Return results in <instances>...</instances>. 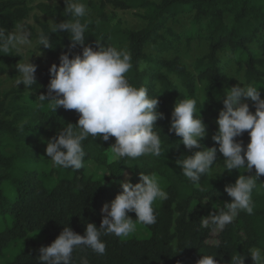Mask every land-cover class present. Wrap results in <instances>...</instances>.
Returning <instances> with one entry per match:
<instances>
[{"label": "trees", "instance_id": "16d2710c", "mask_svg": "<svg viewBox=\"0 0 264 264\" xmlns=\"http://www.w3.org/2000/svg\"><path fill=\"white\" fill-rule=\"evenodd\" d=\"M32 1L0 0V26L14 33L16 26L33 9L62 22L72 19L64 11V2L50 5L44 2L32 4ZM81 2L91 12L84 18L91 21L85 33V44L98 49L96 41H101L103 46L127 50L133 65L126 74L129 83L147 88L149 96H157V110L163 113V118L155 122L154 131L160 136L163 154L110 161L107 151L115 138L105 142L99 137L95 140L89 137L83 142L84 163L92 161L104 168L106 176L103 179L87 175L84 167L77 171L52 165L45 152L46 142L68 123L75 125L79 114L63 107L53 111L49 103L40 102L38 96L47 94L49 68L53 63L59 64L60 55L69 51L78 54L82 48L77 45L70 49L71 41L66 32L52 34L51 25L40 23V32L50 34L54 48L45 49L41 45L37 49L50 58V63L39 70L36 84L27 91L0 92V258L20 242V249L5 264H38L40 247L49 246L64 227L69 226L80 235L84 234L87 223H94L99 228L103 205L122 191L121 177L128 172L131 183L136 184L142 172L155 173L161 188L168 194L166 200H158L153 205L157 222L150 226L140 224L149 236L144 239L102 236L106 243L104 255L88 248L76 249L73 264H81V257L86 258L88 264H197L202 255H215L218 264H230L231 256L238 253L245 255V264H252L247 255L249 248L264 249V188L259 187L264 182V175L257 181L258 189L252 193L253 215L240 212L223 230L202 228V218L215 211L218 213L225 203L231 202L224 188L234 184L243 170L241 173L233 170L225 177L220 174L202 176L199 188L188 181L176 160L192 153L180 143V137L169 132L172 112L165 98L175 102L195 99L197 111L201 108L206 115L200 114L210 135L201 143L207 148H218L212 136L218 130L216 121L223 109L225 86L237 85L224 73L218 55L226 52L237 69L243 71L246 84L257 87L264 97V0ZM114 10L138 12L143 27L136 30L125 27ZM183 14L191 15L187 43L197 33V37L208 45L207 52L195 61L194 72L189 71L178 57L159 56L173 49V41L178 40V36L167 28L168 20ZM164 32L172 39H166ZM146 45H153L156 54L146 55ZM22 58L21 54L13 52L0 54V72L5 66H15ZM198 84L202 85V99L197 97ZM236 140L246 146L250 142L248 132ZM219 157L217 152L212 170L224 168ZM243 174L254 175L255 172L253 169L251 173ZM129 216L134 220L137 218L135 213H129Z\"/></svg>", "mask_w": 264, "mask_h": 264}, {"label": "clouds", "instance_id": "9594fccd", "mask_svg": "<svg viewBox=\"0 0 264 264\" xmlns=\"http://www.w3.org/2000/svg\"><path fill=\"white\" fill-rule=\"evenodd\" d=\"M64 3V11L72 19L60 23L53 21L50 33L66 32L71 41L70 49L79 45L82 51L60 55L59 64L53 63L49 68L47 94L39 95L38 99L42 103L48 102L53 111L60 107L75 110L79 118L75 125L68 123L46 142L45 152L52 165L77 171L82 169L86 155L83 142L89 137L93 140L99 137L105 142L114 137L115 143L109 148L115 160L161 156L162 142L154 128L163 113L157 110V96H149L147 88H138L126 78L133 67L131 54L125 49L103 46L101 41H96L98 49L86 45L85 33L91 23L84 19L90 16L87 5L81 0H64ZM31 36V31L22 24L16 26L15 33L0 26V54L19 53L23 47H30ZM37 43L38 47L54 48L48 33L40 32ZM15 67L18 70L16 86L23 84L25 89H30L36 84L37 65L30 59L19 61ZM240 82L243 87L232 86L224 93L223 109L216 121L218 130L212 136L218 148H207L201 143L207 132L200 115L201 108L197 115L195 99L177 100L171 114L169 132L180 137V143L192 153L184 159H177L176 164L194 186L199 188L201 177L212 172L217 152L225 158L223 172L237 170L241 173L243 170V173H251L253 169L255 172L254 175L242 173L234 184L225 186L224 191L231 197V202L224 204L227 211L221 208L218 213L215 211L202 218L201 227L205 229L223 230L240 212L253 215L252 193L258 189L257 181L264 175V99L257 87ZM248 99L253 102L254 113L246 102ZM246 131L250 142L244 146L236 138ZM120 187L122 191L103 205L99 228L94 223H87L84 234L80 235L71 227H64L49 246L40 247L38 264H73V252L82 248L104 255L106 243L102 236L114 235L124 239L136 230V222L154 225L157 216L153 205L168 198L157 175L140 172L136 184L126 176ZM259 187L264 188V182ZM129 213H135L137 218L132 219ZM247 255L253 264H264V249L249 248ZM214 257L202 255L197 264H218ZM81 264H88V260L81 257ZM230 264H245V255H232Z\"/></svg>", "mask_w": 264, "mask_h": 264}, {"label": "rangeland", "instance_id": "374dc122", "mask_svg": "<svg viewBox=\"0 0 264 264\" xmlns=\"http://www.w3.org/2000/svg\"><path fill=\"white\" fill-rule=\"evenodd\" d=\"M95 1V0H92ZM39 2H44L50 5L58 4L60 2H64V0H33L32 4H37ZM109 11H112V9L109 7ZM114 14L122 21L123 25L129 29L136 30L143 27L144 23L143 21L138 17V12L136 11H119L114 10ZM91 15V12H90ZM191 15L190 14H183L176 16L175 20H168L166 26L169 30H171L175 36H178V40L173 41V49H171L169 52H166L161 56L162 58H173L178 57V59L181 61L182 64L186 66V68L191 71H193L195 61L203 56L207 52V42L203 39H200L197 37V33L194 35V38L190 40L189 43H187L186 34L190 32L191 29ZM54 22H62L55 18H49L44 15H42L37 9H33L28 17L21 21L19 24H22L25 26L26 29L30 30L32 33L31 40L32 45L30 47L26 46L21 49L19 53L13 51L14 54H21L23 56L21 62H26L28 59H30V62L37 65V70L35 73V77H37V74L39 70L45 66H47L50 63V58L40 52L38 47V36L40 33V23H47L48 25H51ZM16 32V28L14 29V33ZM164 37L168 40H171L170 36L164 32ZM144 52L146 55L153 56L156 54L155 47L153 45H146ZM221 59V64L223 65V71L226 74L227 77L232 78L235 83L241 87H243V84L240 82L246 84L244 77H243V71L238 70L237 66L231 61L229 58V55H227L226 52H221L218 55ZM18 74V70L15 66H5L4 70L0 72V92H6L11 89L19 90L21 92L27 91L28 89H25V86L23 84H20L16 86V78ZM202 85H197V97L199 99H202L203 92L201 90ZM226 89H228L227 86H225ZM264 99V97H261ZM166 105L170 112L173 111L174 106L176 102L172 100L171 98L166 97L165 98ZM249 104L250 111L254 113L255 108L253 106V102L248 99L247 100ZM199 113V110L197 111ZM200 114L202 116H205L204 111L200 110ZM8 118V117H7ZM204 138H210L209 133L206 134ZM108 159L114 160L112 157L111 149L107 151ZM225 158L222 154H220L219 161L224 162ZM84 169L85 173L87 175H91L92 177L96 179H103L106 176V171L104 168L97 166L92 161H87L84 163ZM224 168L216 167L212 170L210 173L211 175L220 174L223 177L227 176L228 171L225 170L223 172ZM129 177L130 174L126 172L122 177L120 181H124L125 178ZM105 183H109L107 180H104ZM149 236V232L143 228L139 223H136V230L131 233L127 238H135V239H144ZM22 246L20 242L15 243L12 248L8 251L7 255L4 258H0V264H5L9 259L10 256H13ZM253 264V262H252Z\"/></svg>", "mask_w": 264, "mask_h": 264}]
</instances>
